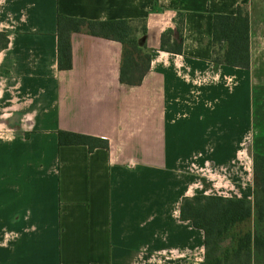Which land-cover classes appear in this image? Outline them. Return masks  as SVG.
<instances>
[{
  "label": "crops",
  "instance_id": "crops-1",
  "mask_svg": "<svg viewBox=\"0 0 264 264\" xmlns=\"http://www.w3.org/2000/svg\"><path fill=\"white\" fill-rule=\"evenodd\" d=\"M240 6L248 68L214 61V16ZM59 15L145 20L142 83L121 81L120 41L87 30L60 69ZM0 31V264H205L180 206L198 188L254 201L238 159L264 154V0H0ZM167 31L181 53L161 48ZM61 130L109 145L60 144ZM246 226L264 233V211Z\"/></svg>",
  "mask_w": 264,
  "mask_h": 264
},
{
  "label": "trees",
  "instance_id": "trees-1",
  "mask_svg": "<svg viewBox=\"0 0 264 264\" xmlns=\"http://www.w3.org/2000/svg\"><path fill=\"white\" fill-rule=\"evenodd\" d=\"M139 23V26L135 24ZM182 25L183 19L181 22ZM87 30L98 37L114 39L123 44L121 81L139 85L150 68L151 53L138 42L139 34L147 31L145 20H89L59 15L58 66L62 70L73 66L71 35ZM183 31V27L181 28ZM172 31L162 36L161 48L182 52L181 44L174 48ZM214 61L243 68L250 67V15L248 9L239 7L235 14L218 13L213 27ZM8 35L0 31V51L9 45ZM60 144H86L90 149L108 147L106 139L69 132H59ZM255 176L254 201L248 198L219 194H194L185 196L180 206L183 220L204 231L205 264H254L256 256H264V233L253 234L246 223L252 216L254 205L264 211V154H253ZM257 252V254L254 253Z\"/></svg>",
  "mask_w": 264,
  "mask_h": 264
},
{
  "label": "rangeland",
  "instance_id": "rangeland-1",
  "mask_svg": "<svg viewBox=\"0 0 264 264\" xmlns=\"http://www.w3.org/2000/svg\"><path fill=\"white\" fill-rule=\"evenodd\" d=\"M135 25L139 26V23H136ZM168 47L172 48L173 46L170 45ZM252 163H253V157L250 155V153H249V155L246 154L243 159H242V157L238 159V165H244L246 167L250 166L252 168ZM227 166L229 167V165H227ZM227 166H223L222 168H218L217 170H216V167H214L212 169V171H216L217 172L218 170H225ZM209 171H211V169H209V170H205L204 169V171L202 173L205 174V173H207ZM223 175H221V178L218 180V181H220V183L226 182V179L225 180L223 179L224 178ZM204 178H207V177H204ZM204 180L207 181L206 179H204ZM222 180H223V182H222ZM204 192H208L209 194H212V193H217V190H206V191H204L203 189H199V188H198V190L193 189V191L190 192L191 195L189 194L188 196H193L194 194H201V193L206 194ZM218 193L223 194V195H230L233 192L232 191H227V189L224 188V189H222V191L220 190V192H218ZM254 264H264V256H262V255L256 256L255 260H254Z\"/></svg>",
  "mask_w": 264,
  "mask_h": 264
}]
</instances>
